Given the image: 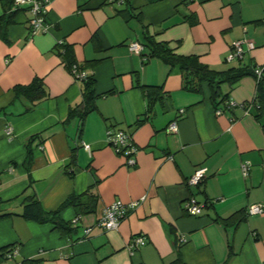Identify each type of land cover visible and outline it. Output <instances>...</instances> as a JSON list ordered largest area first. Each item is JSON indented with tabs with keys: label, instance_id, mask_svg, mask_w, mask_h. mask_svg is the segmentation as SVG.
<instances>
[{
	"label": "crops",
	"instance_id": "1",
	"mask_svg": "<svg viewBox=\"0 0 264 264\" xmlns=\"http://www.w3.org/2000/svg\"><path fill=\"white\" fill-rule=\"evenodd\" d=\"M10 1L0 0V15L10 12ZM31 17L20 8L7 27L8 41L0 37V200L32 189L48 212L73 194L87 192L97 202L80 215L71 205L61 209L64 223L78 218L68 234L21 216L0 219V248L17 249L4 264H264V213L246 214L250 205H264V114L258 117L256 79L249 74L222 83V96L244 107L229 108L225 100L217 114L207 82L189 91L181 72L147 47L142 54L129 50L146 31L213 69L264 68V0H48L49 29L33 36ZM239 39L251 40L254 49L227 62ZM59 41L96 82L95 109L82 131L77 119L64 123L81 104L82 89L58 53ZM36 78L43 82L41 98L17 95L15 86ZM143 86H162L163 98L148 107ZM175 119L178 131L169 133ZM108 128L132 135L138 148L133 165L107 144ZM199 167L206 178L187 185ZM189 196L204 205L200 214L184 212ZM118 200L139 204L117 229L104 230L98 221ZM237 212L242 221H224ZM137 235L144 242L132 248Z\"/></svg>",
	"mask_w": 264,
	"mask_h": 264
},
{
	"label": "trees",
	"instance_id": "2",
	"mask_svg": "<svg viewBox=\"0 0 264 264\" xmlns=\"http://www.w3.org/2000/svg\"><path fill=\"white\" fill-rule=\"evenodd\" d=\"M10 4V12L8 14L4 13L0 15V37L5 41H8L7 27L13 22L14 16L20 9L14 8L12 0L10 1ZM142 43L144 45V51L145 47L149 49L150 56L161 59L162 61L167 63L171 67V69L177 68L181 72L184 78L185 89L193 92H199V84H201L202 82H207L211 87V99L218 109L221 103H223L225 100H228V98L226 99L225 95L222 96L221 94L222 83L227 82L232 85L240 78L249 74L253 75L256 79L253 70L257 65L250 64L247 66H232L222 70L213 69L207 64L203 63L196 55L177 54L168 42L156 41L146 31H143ZM57 50L60 55H63L65 57L66 65L68 69L71 70V67L74 64H77V62L71 59L70 48L63 43L61 45H58ZM85 65H78V69L84 70L87 66ZM78 80L81 83L82 102L78 106L70 108L68 115L64 120V123H67L72 119H77L80 123L79 130L82 131V125L85 117L95 109L97 93L96 82L94 78H92L91 76H87ZM143 88L148 100V107H151L154 102L163 98L162 86H143ZM15 92H17V95H25L33 101L35 99L41 98L44 95L45 90L42 80L40 78H36L27 85L15 86ZM262 92H264V88L262 86L261 77L257 81V97L259 98L260 102V104L258 103V117L260 118L264 114V102L262 99H260ZM224 104L226 106V102H224ZM37 138H39V135H34L29 138V141L27 143V155L25 160V164L27 165V167H29L33 161L32 142ZM72 158V163H74V156ZM31 187L32 186L30 184L28 188ZM89 196L87 192L82 195H70L57 210L48 212L43 209L41 201L39 200L35 192L32 191V189L29 191L25 190L20 195L9 200H0V219L12 216H21L25 219L33 220L39 223H52L54 227H57L61 231L62 234L72 233V231L75 230L74 224L71 222L64 223L61 220L59 213L62 208L69 205L77 209L78 215L93 211L97 202V197L96 195ZM244 218L245 216L243 212H237L226 218L224 221L237 223L242 221ZM14 250H16L17 253V249L14 246L1 247L0 262L5 260H12L15 255L12 258H9L8 255ZM34 261L35 260L33 259L25 260L18 264H31Z\"/></svg>",
	"mask_w": 264,
	"mask_h": 264
},
{
	"label": "built area",
	"instance_id": "3",
	"mask_svg": "<svg viewBox=\"0 0 264 264\" xmlns=\"http://www.w3.org/2000/svg\"><path fill=\"white\" fill-rule=\"evenodd\" d=\"M14 8L27 7L32 17L29 20V35L33 36L38 33L46 32L49 29V24L46 21L45 15L47 12L48 0H12ZM63 41H59L58 45L63 44ZM255 44L248 39H239L233 42L229 53L226 56V61L231 62L233 60H242L247 53L253 50ZM129 50L136 54H142L144 52V45L139 41H134L129 44ZM263 67L256 66L253 70L254 75L256 76V81H258L263 74ZM72 73L78 79L87 77L88 75L84 70H79L78 65L74 64L71 67ZM254 102L250 104L253 105ZM242 106L244 104L237 103L232 99L226 101V106L231 108L234 106ZM250 106H247L245 110L246 113L249 112ZM221 109H217V114L221 113ZM180 113H183L184 110H179ZM167 131L169 133H176L178 131L177 120H172L168 127ZM10 134V130H8ZM106 142L118 155H121L125 158L126 164L133 165L135 163V154L138 150L137 146L134 143L132 135L120 128H108L106 131ZM83 147L87 150H90V146L86 143H83ZM242 171L244 174L247 173L250 165L246 162L242 164ZM206 178V169L204 167L197 168L191 176L187 179V185L189 186H198ZM139 201H132L129 203H123L121 201H115L112 204L108 205L102 216L98 221V225L104 230H113L117 229L120 222L132 212ZM204 205L197 202L194 196H189L186 200L183 201V210L189 215H198L202 212ZM264 213L263 204H253L247 208L248 215L262 214ZM78 218L73 220V223H76ZM90 229L87 228L86 232ZM184 239H182L183 241ZM144 242V237L142 235L134 236L131 240L130 246L132 248L137 247L139 244ZM16 254V250L9 253V258H12Z\"/></svg>",
	"mask_w": 264,
	"mask_h": 264
},
{
	"label": "rangeland",
	"instance_id": "4",
	"mask_svg": "<svg viewBox=\"0 0 264 264\" xmlns=\"http://www.w3.org/2000/svg\"><path fill=\"white\" fill-rule=\"evenodd\" d=\"M9 261L8 260H5V261L0 262V264L9 263Z\"/></svg>",
	"mask_w": 264,
	"mask_h": 264
},
{
	"label": "bare ground",
	"instance_id": "5",
	"mask_svg": "<svg viewBox=\"0 0 264 264\" xmlns=\"http://www.w3.org/2000/svg\"><path fill=\"white\" fill-rule=\"evenodd\" d=\"M77 218V217H76Z\"/></svg>",
	"mask_w": 264,
	"mask_h": 264
}]
</instances>
